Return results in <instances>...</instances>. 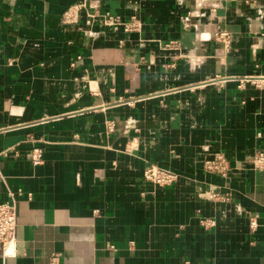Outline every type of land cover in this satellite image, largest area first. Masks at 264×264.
Returning a JSON list of instances; mask_svg holds the SVG:
<instances>
[{
    "label": "crops",
    "instance_id": "1",
    "mask_svg": "<svg viewBox=\"0 0 264 264\" xmlns=\"http://www.w3.org/2000/svg\"><path fill=\"white\" fill-rule=\"evenodd\" d=\"M259 153L264 0H0V264H264Z\"/></svg>",
    "mask_w": 264,
    "mask_h": 264
},
{
    "label": "built area",
    "instance_id": "2",
    "mask_svg": "<svg viewBox=\"0 0 264 264\" xmlns=\"http://www.w3.org/2000/svg\"><path fill=\"white\" fill-rule=\"evenodd\" d=\"M104 24L117 25L122 28L123 32L131 33L138 30V24L134 18H130L127 22L115 20L112 16H103ZM109 125V130L112 129ZM41 158V152L35 151L34 160L38 161ZM251 163L257 170L264 169V154H257L251 158ZM203 170L208 173H215L224 177L228 172V164L221 154H215L212 159L206 160L203 163ZM144 179L150 184L157 187L171 186L178 180V176L166 169L157 166H151L145 169L143 173ZM22 195L21 191L7 192V200L0 204V252L3 259L15 258L16 253V229H17V202ZM250 226H256L254 220ZM59 256H51L50 264H58Z\"/></svg>",
    "mask_w": 264,
    "mask_h": 264
}]
</instances>
